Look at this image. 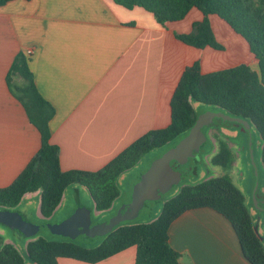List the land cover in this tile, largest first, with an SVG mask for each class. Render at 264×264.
Masks as SVG:
<instances>
[{
    "label": "crops",
    "instance_id": "obj_1",
    "mask_svg": "<svg viewBox=\"0 0 264 264\" xmlns=\"http://www.w3.org/2000/svg\"><path fill=\"white\" fill-rule=\"evenodd\" d=\"M203 19L193 8L183 20L162 26L146 10H129L114 0H12L0 7V188L19 177L42 143L8 85L19 53L30 57L36 85L56 110L51 143L60 149L62 170L94 172L147 132L170 125L172 96L195 62L203 74L241 64L258 68L248 43L216 15L210 23L225 50L197 49L177 38ZM222 133L239 136L237 131ZM246 197L249 205L252 198ZM72 199L67 193L62 219L71 215ZM40 201L39 192L25 195L19 212L28 216L32 211L44 221ZM61 206L46 220L55 219ZM80 206L96 218L116 207L98 212L94 202L88 206L79 198L75 209ZM0 234L7 232L0 229ZM6 237L12 243L9 233ZM169 238L180 264H250L233 226L210 208L182 214L171 225ZM136 257L134 246L98 263L60 257L58 264H136Z\"/></svg>",
    "mask_w": 264,
    "mask_h": 264
},
{
    "label": "trees",
    "instance_id": "obj_2",
    "mask_svg": "<svg viewBox=\"0 0 264 264\" xmlns=\"http://www.w3.org/2000/svg\"><path fill=\"white\" fill-rule=\"evenodd\" d=\"M12 0H0V7ZM126 9L142 8L165 26L183 20L193 8L204 19L193 24L188 34H178L184 44L197 49L210 47L225 50L214 35L210 16L223 19L249 45L258 60V70L248 64L203 74L199 61L186 68L171 99V123L167 128L152 130L134 141L110 163L98 171H63L60 149L51 143V121L56 110L40 93L30 68V57L19 53L7 76L12 94L23 105L29 121L41 135V148L19 177L8 187L0 188V210L18 211L24 196L39 192L42 223L49 220L60 206L66 190L72 186L85 188L98 212L111 210L120 197V178L135 168L151 151L178 138H185L197 119L196 103L247 120L262 142L264 166V0H114ZM217 151L211 158L213 166L225 170L236 161L230 139L219 130ZM210 208L225 217L233 226L243 254L250 264H264V239L254 227L248 198L230 175L211 177L185 185L165 202L158 216L150 222L122 223L103 237L96 247L67 241L49 240L41 233L24 237L22 248L16 240L0 243V264H58L67 257L87 263H98L130 247L137 248L136 264H180V254L170 245L169 230L185 212ZM0 227L9 231L8 227ZM264 236V220L259 223ZM15 238V237H14ZM84 240V239H82Z\"/></svg>",
    "mask_w": 264,
    "mask_h": 264
},
{
    "label": "rangeland",
    "instance_id": "obj_3",
    "mask_svg": "<svg viewBox=\"0 0 264 264\" xmlns=\"http://www.w3.org/2000/svg\"><path fill=\"white\" fill-rule=\"evenodd\" d=\"M256 70H258V68H256ZM212 110L213 108L211 107L200 106L197 109V112H198V115L201 116L207 111H212ZM210 127L216 128L217 130H221V131L228 130V131L238 132L239 134L238 138H236L235 135H227V136L229 137L231 143L235 146L233 147V150L235 151V153L239 154L243 162H240L239 157H237L236 166H232V168L229 170H225L220 167L214 168V166L211 164V158L214 155L215 150L218 148V146L213 141V139L217 138L215 137L216 130H212L210 132L209 130ZM202 130L206 136V141L204 142V144L200 147L198 151H194L193 154L188 158V160L185 163L175 164V170L179 171L182 175L181 182L177 186L172 188L170 191L162 194L160 198L156 200H147L145 202L144 207L140 210V213L138 214V216L134 220L127 221L125 223L150 222L158 216L165 202H167L171 197H173L175 193H177V191H179L181 187L199 182L207 178L217 177V176L226 175V174L231 176V178L233 179V182L240 189H242V191L244 192L246 196H250L252 198L251 199L252 201L249 204L250 209L256 212V210L264 208V166H263L262 158H261L262 142L256 130L253 129L252 131L253 155H250L249 134L245 130H243L241 127L236 126L231 121L219 119L215 123L209 126L203 127ZM181 140H182L181 138H178L158 149L151 151L135 168L127 172L126 179L119 180L121 194L118 200L114 204L116 205L115 210L111 213H105L106 215H103L102 217H99V218L92 216L93 222L95 224L103 223L111 219L113 216H115L116 213L121 208V206H123L124 202L127 199H129L130 196L132 195L136 180L139 177H141L150 168L151 164L156 159L160 158L165 152H167L173 146L180 143ZM241 149H243V151H241ZM252 156H253V159H252ZM256 171H258V177H257ZM257 178H258V187L256 188ZM243 187L247 188V190H244ZM67 193L69 194L70 197H73L71 201V212H72L71 215H73L74 212L76 211L75 204L78 202L79 198L84 204L88 206H93V200L91 199L90 195L85 192L83 187L81 186L69 187L64 194V198L67 197ZM78 194H79V197H78ZM75 196H77V198H75ZM253 196H255V199ZM19 209L21 208H18L17 210ZM31 212L32 211H30V213L26 217L30 221H33V222L39 221L35 218L34 213H31ZM262 214H263L262 218L259 220L260 224L264 220V212ZM69 217H66L65 219ZM62 218L64 217H61V218L56 217L51 222H62L63 220H65ZM0 229H4V227H0ZM8 233L9 231L7 232V235H4V237L8 236ZM41 235L46 237L49 240H54V241H67L69 239L68 237L52 235L47 232H41ZM11 237H12L11 239L12 242L15 241V238L13 236ZM102 240H103V237L93 239V240L75 239L73 241H76L80 244L87 245L90 247H96L102 242ZM22 241H18V240L16 241L17 245L20 248L23 247Z\"/></svg>",
    "mask_w": 264,
    "mask_h": 264
},
{
    "label": "water",
    "instance_id": "obj_4",
    "mask_svg": "<svg viewBox=\"0 0 264 264\" xmlns=\"http://www.w3.org/2000/svg\"><path fill=\"white\" fill-rule=\"evenodd\" d=\"M200 106L210 107L202 103H196L194 105L195 110L197 111ZM219 119L231 121L249 134L250 155H253L252 131L254 128L251 123L245 119L232 117L225 112L217 111L216 108H213L212 111H207L201 115L189 134L183 138L180 143L173 146L160 158L156 159L151 164L150 168L136 180L132 195L124 202L123 206H121L116 215L111 219L103 223L95 224L92 220L91 211L86 207L80 206L73 215L56 224H45L40 221L33 222L30 221L26 215H22L18 211L0 210V224L8 227L14 232L16 241H22L24 237L30 238L41 232L68 237L72 240H93L104 237L112 232L116 226L134 220L147 200H156L160 198L162 194L170 191L181 182L182 175L179 171L175 170V164L185 163L194 151L200 149L206 141V136L202 130L203 127L209 126ZM256 174L258 177V171H256ZM126 177L127 174H124L120 180H125ZM257 187L258 178L256 182V188ZM253 197L255 199V196ZM61 203L62 206L63 204L64 206H61L60 211L56 214L57 218L62 217L63 210L66 207L64 197ZM256 212L257 220L259 221L263 215L264 208L256 210ZM254 229L260 239L263 240L264 236L259 228V222L255 225ZM1 242L2 235L0 234V243Z\"/></svg>",
    "mask_w": 264,
    "mask_h": 264
},
{
    "label": "flooded vegetation",
    "instance_id": "obj_5",
    "mask_svg": "<svg viewBox=\"0 0 264 264\" xmlns=\"http://www.w3.org/2000/svg\"><path fill=\"white\" fill-rule=\"evenodd\" d=\"M209 130H210V132H211L212 130H216V135H219V130H217L216 128L210 127ZM216 135H215V136H216ZM213 140H215V143H216V139H213ZM216 145H217V143H216ZM216 147H217V146H216ZM52 223H58V222H52Z\"/></svg>",
    "mask_w": 264,
    "mask_h": 264
},
{
    "label": "built area",
    "instance_id": "obj_6",
    "mask_svg": "<svg viewBox=\"0 0 264 264\" xmlns=\"http://www.w3.org/2000/svg\"><path fill=\"white\" fill-rule=\"evenodd\" d=\"M31 53V52H30Z\"/></svg>",
    "mask_w": 264,
    "mask_h": 264
}]
</instances>
